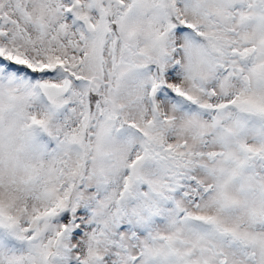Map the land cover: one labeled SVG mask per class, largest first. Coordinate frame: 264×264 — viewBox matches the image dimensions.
Listing matches in <instances>:
<instances>
[{
	"label": "snow or ice",
	"instance_id": "obj_1",
	"mask_svg": "<svg viewBox=\"0 0 264 264\" xmlns=\"http://www.w3.org/2000/svg\"><path fill=\"white\" fill-rule=\"evenodd\" d=\"M0 264H264V0H0Z\"/></svg>",
	"mask_w": 264,
	"mask_h": 264
}]
</instances>
